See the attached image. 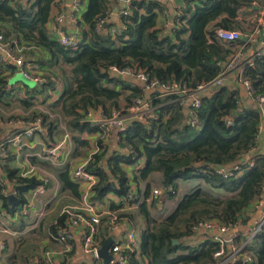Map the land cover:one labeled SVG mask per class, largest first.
<instances>
[{"label":"trees","instance_id":"obj_1","mask_svg":"<svg viewBox=\"0 0 264 264\" xmlns=\"http://www.w3.org/2000/svg\"><path fill=\"white\" fill-rule=\"evenodd\" d=\"M55 1L27 0L23 4L18 0H0V27L14 45L28 43L44 48L52 56V64L61 63L68 68L67 87L61 98L51 104L50 112L66 119L76 144L75 156L83 155L90 146L85 134L100 135L97 152L89 156L86 167L98 179L89 203L103 204L113 194L120 202L111 206L112 211L128 204L138 207L145 228L141 231L139 248L126 252L127 264H215L218 242L210 239L196 245L187 242L203 221L213 219L234 227L264 194V154L244 161L258 145L264 120L262 110L241 102L240 86L224 85L220 89L212 88V96L202 98L197 125L191 127L190 107L181 94L159 93L152 97L154 117L146 122L133 121L118 135L119 147L131 151L128 156L109 155L104 131L87 122L85 114L90 109L101 108L105 114L113 109H126L135 98L143 96L142 87L130 79L115 77L112 68L144 71L150 81L166 85L181 83L191 91L214 81L227 71L230 58L237 52L234 43L219 37V30L244 31L239 21L241 10L251 8L253 2L262 8L264 0L188 2L179 16H173L176 27L166 35L160 28L163 16L168 13L163 0L131 1L129 15L121 16V26L114 35L110 32L114 26L109 17L118 0H89L83 16L88 30L77 50L62 46L48 30ZM105 19L108 26L100 30V20ZM237 42L245 44L242 40ZM241 75L250 82L255 97L264 96V56L244 63ZM7 87L8 81L0 77V97L8 95ZM40 118L43 126L50 119L47 113H32L29 121ZM142 157L145 165L132 178L125 166L134 165ZM219 168L230 170L233 176L226 178L217 173ZM5 170L16 184L21 203L42 184L35 178H17L16 171ZM158 176L159 187L165 190L168 199L176 198L169 189L173 187L176 192L180 181L197 179L203 184L181 198L171 214L159 218L149 205ZM59 177L64 189L74 196L80 195L79 185L69 170L62 171ZM133 183H145V186L135 193L137 199L129 200ZM0 201L8 212L17 208L1 193ZM117 216L121 220L126 218L124 214ZM108 220H101V225H107ZM67 228L69 215L61 213L50 227V237L59 241L60 232ZM100 231L101 240L102 228ZM174 240L179 243L175 244ZM246 251L252 256L253 264H264V229ZM17 257L14 254L8 264H17ZM37 257L30 258L28 264L42 259L41 255Z\"/></svg>","mask_w":264,"mask_h":264},{"label":"crops","instance_id":"obj_2","mask_svg":"<svg viewBox=\"0 0 264 264\" xmlns=\"http://www.w3.org/2000/svg\"><path fill=\"white\" fill-rule=\"evenodd\" d=\"M18 1L23 4L27 3V0ZM72 2L73 0H56L54 2L51 11V19L48 24V30L54 38V26L58 22V18L60 16H65L66 22L63 25L64 30L68 34L77 36L81 42L83 40L84 32L88 30V25L84 22L83 16L88 9L89 0H81V10L77 14L75 22H72L69 19ZM165 2L168 6V13L166 16H163L164 18H162L160 22V28L163 29V35L171 34L175 29L176 23L173 16H179L181 9L184 8L188 2L195 4L196 0H184V6L177 5L175 1ZM121 3L124 2L118 1V4L109 17L110 24L115 28L121 26V10L125 7H129L128 4L124 3V5H122ZM117 9L118 12H116ZM258 11V7L252 6L248 9L243 8L240 12L239 21L242 23L245 30L239 31L244 35L243 39L245 40L242 39V41L245 44L241 45L238 42L234 44L237 49L235 55H242L243 62L242 64H239V67L242 66L241 68L229 72L228 83L226 85H229L231 88H237V86H240L238 84V75L242 72L243 64L254 59L260 48V45L253 44L248 41L246 42V35L252 33L257 24ZM24 44L25 45L22 47L25 49L24 55L30 72L33 75L46 78L47 82L45 84H39L30 80L33 83L32 85H26L22 81L14 82L13 79L19 73H17L14 64H1L0 53V77L8 81L7 90L9 92L8 95L0 97V144H6L10 154L8 159L0 158V169L3 170V179L5 182V186L0 193L7 198L9 195H15L19 198L15 189L16 184L15 182L10 181L8 173L5 170L6 168L16 171L17 178H21L24 173L30 172L26 178H35L40 183H43L45 179H48L49 183L46 186V193L36 199L34 206L30 208L27 213L23 206L24 203H21V201L15 205H11L17 206L14 212H8L4 208L0 209V211L3 212L0 218L6 222L12 232V234H2L0 236L4 245V249L0 255V264H8L9 259L17 252L15 245L25 235L29 238L38 240L37 243L40 241L41 257L46 248L53 249L58 252L65 249V243H61L54 239L52 240L50 237V227L55 223L56 219L66 208H73L75 211H79L81 208L88 205V202H86L83 197L85 185L75 179L73 174L79 166L86 163L91 153L98 149V140L100 138L98 133L90 135L85 134L84 138L90 143L89 148L81 156L74 155L76 151V144L73 141V135L67 128L66 119L58 113L50 112L51 104L57 102L61 98L67 87L68 80L66 75L69 70L67 67H62L61 63L52 64V56L44 48L36 47L34 44ZM231 61L232 57L230 58V63ZM228 70L229 69H227V71ZM130 80L143 89V84L133 79ZM207 96H212V92L207 94ZM241 96V102L245 106L260 108L243 88H241ZM32 113H47L49 115L50 119L47 121L48 123L44 124L43 132L34 134L30 137H23L19 147L13 146V140L25 129V125H23V123L30 122L29 120ZM48 124L51 126L49 127ZM67 133L71 136V143L64 149V152H67L68 154V158L62 166H54L45 159V149L64 139ZM105 144L107 145L109 155L118 153L128 156L131 154L130 150L119 147V137L116 131L111 132V136L108 140H105ZM258 154H264V120L262 122V132L258 137V145L244 158V161L252 160ZM144 165L145 159L142 157L134 165L125 166V168L129 171V175L133 178L134 173L142 169ZM31 170H33L34 173H31ZM64 170H69L71 178L79 185V196H74L70 191L64 189L59 177L60 173ZM159 180L160 178L158 176L157 183L153 184V190L155 188L163 189L162 187H159ZM202 184L203 182L197 179L178 182L176 198L168 199L164 194L158 201L149 202L152 212L159 218L168 216L175 210L178 201L181 198L193 192ZM144 186L145 183L140 185L133 183L132 189L134 193H136ZM119 202L120 200L116 196L110 194L103 204L94 205L96 211L102 215V220H108L110 215H126V218L121 220L118 226L114 229H109L105 223L101 225L103 233L101 237V240H103V242L101 241L102 245L108 239L112 240V245L116 243H124L128 240L130 233L134 232L135 239L132 244V250H136L140 245V235L141 231L145 228V222L139 214L138 207L136 205H123L118 210L112 211L110 209L111 206L113 204L119 205ZM1 203L3 204V202L0 201V206L2 205ZM129 215H132V217L130 218ZM50 216L52 222L48 225L47 234L44 223ZM261 217L262 211L260 209H252L243 215L239 225L235 229V232L240 235V242H242L245 236H247L256 226ZM82 231L83 229L80 227L69 226L73 249L69 255L59 254L60 264H95V261L83 251ZM44 234L46 235L45 237H43ZM208 236L209 234L207 232L199 231L196 232L194 236L190 237L187 243L190 245H196L205 241ZM222 237L227 238L224 236ZM36 258L39 257L36 256ZM97 263L104 264V261L101 259L97 261Z\"/></svg>","mask_w":264,"mask_h":264},{"label":"built area","instance_id":"obj_3","mask_svg":"<svg viewBox=\"0 0 264 264\" xmlns=\"http://www.w3.org/2000/svg\"><path fill=\"white\" fill-rule=\"evenodd\" d=\"M122 1V0H118ZM168 2H173L175 0H165ZM124 2V1H122ZM131 1L124 2L125 4L130 3ZM81 0H73L72 8L70 12L69 19L72 22H75L77 19V14L81 10ZM253 6L258 7V2H253ZM258 17L257 24L254 27L252 33L246 35V42L260 45L258 52L255 55V58L264 56V7L258 8ZM129 15L128 8H124L120 12V16ZM66 22L65 16H60L58 22L54 26L53 35L56 41H58L62 46L67 49L77 50L80 45V40L77 36L68 34L64 30V23ZM107 20H100L99 28L105 27ZM111 34L114 35L118 32L117 28L113 27L110 30ZM219 37L228 43H235L238 40H242L244 35L238 30H219ZM25 49L22 46L13 44L5 35L2 28H0V53H1V64H14L17 73L21 74L24 78L28 80H33L39 84H45L47 79L40 77L38 75H33L28 68V63L24 55ZM243 57L242 55L232 56V61L229 64L228 71L221 74L214 81L200 85L195 91H191L186 85L181 83H173L170 85L163 84L158 81H150L148 76L144 71H135L132 69H122L112 68L113 73H117L118 76L125 79H133L141 84H143V96L137 97L133 100L132 104L128 108H122L120 110L113 109L110 113L105 114L103 109H90L85 114V120L93 126H98L104 131L105 140L109 139L112 131H116L119 134L124 133L131 122L133 121H142L146 122L147 119L154 117V108L152 103V95H157L159 93L172 91L181 94L182 99L185 100V103L190 107L188 123L191 127H196L198 120V112L202 107V98L206 97L207 94L211 92L212 88L222 87L228 83L229 72L239 69V64H242ZM252 59L250 62H252ZM249 62V63H250ZM247 63V62H246ZM238 84L241 88L245 89L250 97L256 102V104L262 109L264 106V96L255 97L253 94L252 86L249 81L242 78L241 73L238 75ZM263 112V111H262ZM264 116V113H263ZM25 129L16 136L12 144L15 147L21 145L23 137H30L37 133L43 132V121L42 119H37L35 121H30L23 123ZM262 132V126L260 128V133ZM71 143V136L67 133L59 142L47 147L45 149V159L49 161L54 166H62L63 163L68 158L67 152H64V149ZM97 150L93 151L91 155L95 154ZM90 155V157H91ZM10 154L8 152L6 144H0V158L8 159ZM89 159L83 165L79 166L73 177L79 182L85 185L83 197L86 202H88L86 207L81 208L79 211H75L73 208H66L62 213L69 215V226L80 227L83 229V251L86 255L91 257L94 261L101 260L99 257V251L102 247V242L100 240V225L101 217L94 205L89 203V198L91 197L93 187L97 184V177L86 171L87 164ZM136 157L134 156V159ZM237 168L235 167L234 170ZM31 173H34L31 170ZM217 173L224 175L226 178L233 176V173L230 170L225 168H219ZM30 174L24 173L22 176ZM3 170L0 169V189L5 186L3 179ZM49 183L48 179H45L42 184L33 189L27 196L24 203V209L27 211L34 206V203L38 197L46 193V186ZM174 194L173 187L169 189ZM165 194L164 189L155 188L149 198V202L158 201ZM129 200H135L134 191L129 194ZM2 204V203H1ZM2 209V205L0 206ZM253 210L260 209L262 211V217L256 226L249 232L247 236L240 242V235L235 232V229L239 225V222L234 227H229L222 225L217 220H207L201 222L195 227V231H205L209 234L206 240H213L220 244V248L214 254L215 264H253V258L246 251V248L252 244L255 237L264 229V194L261 198L255 202ZM251 209V210H252ZM3 212L0 211V216ZM121 222V219L117 215H110L107 227L109 229H114ZM232 232V233H231ZM2 234H12L11 230L7 226L6 222L0 218V236ZM227 237V238H223ZM135 239L134 232L130 233L129 238L124 243L113 244L110 248V254L113 256V260L110 264H127V251L133 249V242ZM58 240L62 243H65V249L61 252L55 251L53 249H47L43 252L42 259H35L32 264H60L59 254L69 255L72 252L73 244L71 242L72 237L69 233V228L63 229L59 236ZM4 249V245L0 238V255Z\"/></svg>","mask_w":264,"mask_h":264},{"label":"rangeland","instance_id":"obj_4","mask_svg":"<svg viewBox=\"0 0 264 264\" xmlns=\"http://www.w3.org/2000/svg\"><path fill=\"white\" fill-rule=\"evenodd\" d=\"M121 4L124 5V3H121ZM116 12H118V9L116 10ZM55 217H56V215H55ZM51 222H52L51 216L45 220L44 224H45L46 233L48 230V225ZM41 232H42V230H41ZM45 236L46 235L44 234L43 237H45ZM37 241L38 240L29 238L27 235H25V236H23V238L20 241L17 242V244L15 245L17 252H18V253H16L18 256L17 257V264H28V261L30 258L40 255V253H41L40 241L38 243H37Z\"/></svg>","mask_w":264,"mask_h":264},{"label":"water","instance_id":"obj_5","mask_svg":"<svg viewBox=\"0 0 264 264\" xmlns=\"http://www.w3.org/2000/svg\"><path fill=\"white\" fill-rule=\"evenodd\" d=\"M122 1L126 2V1H133V0H122ZM183 1L184 0H175V3L177 5L184 6ZM104 26L107 27L108 24L106 23ZM243 40H245V39H243ZM114 75H115V77H118L117 73H115ZM13 81L14 82L22 81L26 85H32L33 84L30 80L24 78L21 74H18L13 79ZM220 88L221 87H217L216 89H220ZM262 111L264 113V106L262 107ZM8 201H9L10 205H15V204L19 203L20 199L17 198L15 195H9ZM174 243L178 244L179 242H178V240H174ZM111 246H112V240L108 239L107 241L104 242V244L102 245V247L99 251V257H100V259H102L104 261V264H110L111 261L113 260V256L110 254ZM238 264H241V263L239 262Z\"/></svg>","mask_w":264,"mask_h":264}]
</instances>
